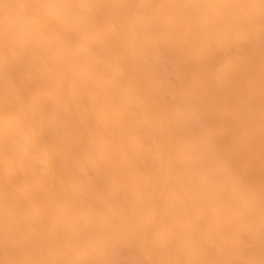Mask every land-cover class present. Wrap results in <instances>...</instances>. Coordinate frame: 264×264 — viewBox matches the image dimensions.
Returning a JSON list of instances; mask_svg holds the SVG:
<instances>
[{"label":"bare ground","instance_id":"obj_1","mask_svg":"<svg viewBox=\"0 0 264 264\" xmlns=\"http://www.w3.org/2000/svg\"><path fill=\"white\" fill-rule=\"evenodd\" d=\"M260 5L0 0V264H262Z\"/></svg>","mask_w":264,"mask_h":264},{"label":"snow or ice","instance_id":"obj_2","mask_svg":"<svg viewBox=\"0 0 264 264\" xmlns=\"http://www.w3.org/2000/svg\"><path fill=\"white\" fill-rule=\"evenodd\" d=\"M5 8H10L12 7V5H4ZM36 7H39V6H36ZM60 7H75V6H60ZM261 10H262V13H264V0H261ZM152 264H171V262H167V261H153ZM262 264H264V261H262Z\"/></svg>","mask_w":264,"mask_h":264}]
</instances>
